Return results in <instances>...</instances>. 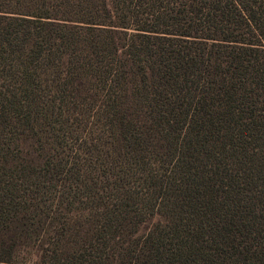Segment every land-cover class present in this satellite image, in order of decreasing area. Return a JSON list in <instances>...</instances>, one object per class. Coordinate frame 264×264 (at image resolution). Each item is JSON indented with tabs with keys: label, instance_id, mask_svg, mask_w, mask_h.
<instances>
[{
	"label": "trees",
	"instance_id": "1",
	"mask_svg": "<svg viewBox=\"0 0 264 264\" xmlns=\"http://www.w3.org/2000/svg\"><path fill=\"white\" fill-rule=\"evenodd\" d=\"M0 264H264V0H0Z\"/></svg>",
	"mask_w": 264,
	"mask_h": 264
},
{
	"label": "rangeland",
	"instance_id": "2",
	"mask_svg": "<svg viewBox=\"0 0 264 264\" xmlns=\"http://www.w3.org/2000/svg\"><path fill=\"white\" fill-rule=\"evenodd\" d=\"M19 261H21V260H19Z\"/></svg>",
	"mask_w": 264,
	"mask_h": 264
}]
</instances>
